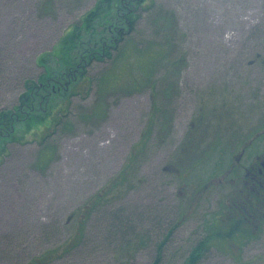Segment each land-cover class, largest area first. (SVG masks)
I'll list each match as a JSON object with an SVG mask.
<instances>
[{
    "label": "rangeland",
    "instance_id": "1",
    "mask_svg": "<svg viewBox=\"0 0 264 264\" xmlns=\"http://www.w3.org/2000/svg\"><path fill=\"white\" fill-rule=\"evenodd\" d=\"M96 2L0 0V112L44 86L62 37ZM136 11L112 58L85 62L46 122L0 143V264H183L221 226L234 189L220 165L240 131L264 127V0ZM246 244L238 260L219 244L197 264H264V227Z\"/></svg>",
    "mask_w": 264,
    "mask_h": 264
},
{
    "label": "trees",
    "instance_id": "2",
    "mask_svg": "<svg viewBox=\"0 0 264 264\" xmlns=\"http://www.w3.org/2000/svg\"><path fill=\"white\" fill-rule=\"evenodd\" d=\"M145 2L146 0H97L95 6L82 17L80 24L69 29L62 37L59 51L55 50L56 53L52 54L57 58L60 66L54 72L47 66L39 80L44 86L30 83V91L34 90V92L22 95V105L16 110L0 112V143L3 144L7 137L13 138V133L22 123L27 124L26 130H30L31 126L37 125L38 122H46L53 111L52 109L50 112L49 103L59 93L58 88L75 85L76 75L85 78L87 73L85 62L91 64L93 60L103 61L112 58L115 50L122 46L126 37L135 29L139 19L136 10ZM61 69L66 70L64 77H58ZM66 77L67 81L61 82ZM37 96H40L39 109L35 111L33 99ZM4 149L5 147H2V150ZM103 196L100 194L98 200L101 201ZM221 233L219 227L212 229L211 234L192 247L183 264H197L205 250L210 248L211 244L208 242L219 238ZM75 238H80V235L76 233ZM47 259L48 256L44 255L40 259L41 263L45 264ZM160 262L161 258L158 256L152 264H160Z\"/></svg>",
    "mask_w": 264,
    "mask_h": 264
},
{
    "label": "flooded vegetation",
    "instance_id": "3",
    "mask_svg": "<svg viewBox=\"0 0 264 264\" xmlns=\"http://www.w3.org/2000/svg\"><path fill=\"white\" fill-rule=\"evenodd\" d=\"M252 132L244 136L240 131L230 154L231 159L226 165H220L224 166L220 180L229 182L234 193L228 199L229 207L219 215L223 234L216 241L208 242L211 244L209 247H219L220 244L235 249L231 252L221 247L234 260L242 257V247L264 227V127ZM206 233L204 237L209 234L207 229Z\"/></svg>",
    "mask_w": 264,
    "mask_h": 264
}]
</instances>
